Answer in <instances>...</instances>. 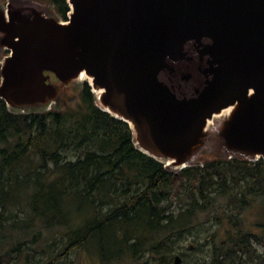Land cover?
<instances>
[{"label":"water","instance_id":"water-1","mask_svg":"<svg viewBox=\"0 0 264 264\" xmlns=\"http://www.w3.org/2000/svg\"><path fill=\"white\" fill-rule=\"evenodd\" d=\"M67 3V23L10 2L0 11L10 52L0 99L9 109L46 107L84 74L93 94L104 91L98 107L129 125L141 153L170 161L166 168L191 167L208 120L229 108L222 144L264 160V0Z\"/></svg>","mask_w":264,"mask_h":264},{"label":"trees","instance_id":"trees-1","mask_svg":"<svg viewBox=\"0 0 264 264\" xmlns=\"http://www.w3.org/2000/svg\"><path fill=\"white\" fill-rule=\"evenodd\" d=\"M37 1L68 21V0ZM258 200L264 210L263 159L214 158L172 172L138 150L88 83L66 110L16 113L0 99V264H72L88 247L100 264H174L175 239L203 215L224 229L214 264H264L254 248L264 247V219L249 226L242 217ZM40 253L48 260L33 263Z\"/></svg>","mask_w":264,"mask_h":264},{"label":"rangeland","instance_id":"rangeland-1","mask_svg":"<svg viewBox=\"0 0 264 264\" xmlns=\"http://www.w3.org/2000/svg\"><path fill=\"white\" fill-rule=\"evenodd\" d=\"M15 5L16 7H33L38 11L45 14L47 17L54 18L58 21L60 20L55 8L52 4L43 1L37 0H0V11L7 8L8 3ZM65 22V21H64ZM4 38V35L0 32V68L4 62V59L10 54L9 51L1 44V40ZM52 83L59 84V82L52 76ZM84 83L88 81H76L71 83L72 85L65 87L62 90V93L54 103L48 106H36L27 108L24 110L19 109H10L16 113H35V112H45L50 110H66V107L76 106L79 100V92L82 89ZM96 96V94L94 95ZM96 99V98H95ZM96 105L99 104L95 100ZM101 106V105H100ZM226 118H222L215 123L213 127L205 134L201 146L197 150V154L191 159L188 163L192 166L193 164L198 163L200 160H211L214 158L220 159H246L245 157L239 154L230 153L227 148L222 144L219 134L225 126ZM162 162L165 167L170 164V161L165 159H158ZM250 161H255L254 159ZM168 170L179 172L178 166L173 168L167 167ZM256 206L253 207L250 211L244 214L242 217L247 219L249 226H252L254 222L264 219V210L262 209L263 204L261 200H258ZM227 203L225 199L220 200L218 204L219 213L224 212ZM171 210L175 213L181 211L180 204L173 203ZM259 219V220H258ZM207 216L203 215L200 218V221L195 220L190 226L185 228L184 233L177 240L175 239L174 255H180L183 259L181 264H214V259L216 257L215 245L221 243L224 240V229H222L214 221L206 223ZM260 237H264V229L259 231ZM216 235V237H215ZM193 246V249L191 247ZM254 248L258 253L263 254L264 247L258 243H254ZM49 258V255H43L42 253L37 254L33 259V263H39L40 261L46 262ZM172 262L174 261V256L172 255ZM226 264H231L230 261H226ZM20 264H23L22 262ZM72 264H100V259L96 254V251L93 247H88L79 254L73 256ZM173 264V263H172ZM235 264H238V260ZM242 264H254L249 258H246Z\"/></svg>","mask_w":264,"mask_h":264},{"label":"bare ground","instance_id":"bare-ground-1","mask_svg":"<svg viewBox=\"0 0 264 264\" xmlns=\"http://www.w3.org/2000/svg\"><path fill=\"white\" fill-rule=\"evenodd\" d=\"M76 80L79 82L88 81V82H90V84L92 83V80L89 77H86L84 74L79 76V78H77ZM94 92L99 99L104 91L103 90H95ZM232 110H233L232 108H229L227 110L222 111L219 114H215L212 119L208 120L205 132L207 133L210 130V128L213 127L215 125V123L217 121H219L220 119L227 118L228 116H230V113L232 112ZM131 126L133 127L132 124H131Z\"/></svg>","mask_w":264,"mask_h":264}]
</instances>
